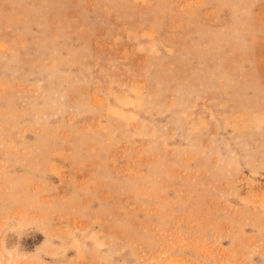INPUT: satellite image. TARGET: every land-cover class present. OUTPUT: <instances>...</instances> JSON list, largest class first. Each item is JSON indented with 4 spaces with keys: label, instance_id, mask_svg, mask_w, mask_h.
<instances>
[{
    "label": "rangeland",
    "instance_id": "obj_1",
    "mask_svg": "<svg viewBox=\"0 0 264 264\" xmlns=\"http://www.w3.org/2000/svg\"><path fill=\"white\" fill-rule=\"evenodd\" d=\"M0 264H264V0H0Z\"/></svg>",
    "mask_w": 264,
    "mask_h": 264
}]
</instances>
